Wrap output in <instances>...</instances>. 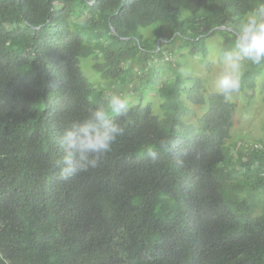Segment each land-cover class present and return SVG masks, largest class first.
I'll list each match as a JSON object with an SVG mask.
<instances>
[{"label": "trees", "instance_id": "16d2710c", "mask_svg": "<svg viewBox=\"0 0 264 264\" xmlns=\"http://www.w3.org/2000/svg\"><path fill=\"white\" fill-rule=\"evenodd\" d=\"M183 1L0 0V264H264V138L230 149L236 102L182 72L164 78L169 41L144 45L139 32ZM194 1L199 13L169 25L171 41L204 56V37L228 31L233 48L261 3ZM81 58L112 86L139 64L140 96L156 92L163 116L129 105L114 115L125 131L112 151L64 181L53 167L60 135L109 98ZM263 76L264 64L247 62L239 91L251 99ZM187 103L206 107L197 130L183 121Z\"/></svg>", "mask_w": 264, "mask_h": 264}, {"label": "rangeland", "instance_id": "374dc122", "mask_svg": "<svg viewBox=\"0 0 264 264\" xmlns=\"http://www.w3.org/2000/svg\"><path fill=\"white\" fill-rule=\"evenodd\" d=\"M197 13H199V9L196 2L194 0H184L175 16H170L168 20L158 22L147 28H140L139 32L142 35L144 45L151 44L153 40L157 39L159 34L164 39L159 37L158 41H169L167 44L162 45V47L166 48L164 52L170 51L172 57L168 56L169 61L161 58L158 63L164 78L169 76V74L173 75V72H182L183 75H189L199 79L208 91L217 92L216 81L224 70L221 53L223 50L228 49L224 47V39L226 36H231V33L222 30V32H216L213 35L204 37L203 46L206 50V56L201 52H198L196 55H190L187 47L184 46L182 38L176 37L175 41H171L176 34L172 33L169 25H172L174 21H183ZM247 15L238 22L239 25ZM225 29L229 30L228 27ZM158 58L160 59V57ZM94 63L95 60L93 58H81L80 68L84 76L88 78L94 87L103 91V96L110 97L111 95H119L128 102V105L151 104L153 113L160 117L163 116V111L159 105L162 100L156 92L145 89L142 93L144 96H140L141 92L138 88L142 86L141 80L147 75L148 71L146 69L145 73H140L138 70L140 65L134 62L132 63V67L135 73L129 78L128 84L115 81L112 86L110 80L103 78L94 69ZM245 64L247 62H244L242 73L245 69ZM152 66L156 67L157 65L155 63ZM136 73L138 74L136 75ZM249 94L250 90H247L246 93L239 91L233 94L229 100L237 104L234 125L230 130V138L227 142V146L234 151L236 148L246 147L251 142H256L264 138V76L256 79V87L251 99L249 98ZM187 106L192 111V115L191 117L189 115L185 116L183 121L187 122L190 120V128L197 130V120L206 107L193 106L189 103H187ZM196 116L198 117L196 118ZM183 133L187 134L188 130H183Z\"/></svg>", "mask_w": 264, "mask_h": 264}, {"label": "clouds", "instance_id": "9594fccd", "mask_svg": "<svg viewBox=\"0 0 264 264\" xmlns=\"http://www.w3.org/2000/svg\"><path fill=\"white\" fill-rule=\"evenodd\" d=\"M221 55L224 70L216 81V90L228 101L240 90L244 62L264 64V0L239 25L233 48L223 50ZM128 108L125 99L111 95L105 107L90 109L85 118L64 128L57 141L62 155L53 162L64 181L98 167L125 131L114 115H124ZM152 156L156 158L155 153Z\"/></svg>", "mask_w": 264, "mask_h": 264}]
</instances>
